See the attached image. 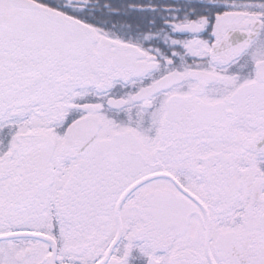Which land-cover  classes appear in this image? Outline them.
<instances>
[{
	"label": "snow or ice",
	"instance_id": "1",
	"mask_svg": "<svg viewBox=\"0 0 264 264\" xmlns=\"http://www.w3.org/2000/svg\"><path fill=\"white\" fill-rule=\"evenodd\" d=\"M0 264H264V0H0Z\"/></svg>",
	"mask_w": 264,
	"mask_h": 264
}]
</instances>
